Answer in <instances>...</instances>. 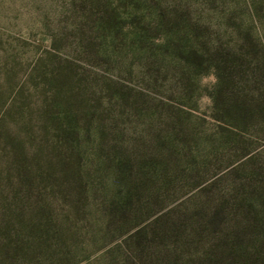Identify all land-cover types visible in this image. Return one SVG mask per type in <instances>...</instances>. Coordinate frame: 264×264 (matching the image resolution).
<instances>
[{
  "label": "rangeland",
  "instance_id": "obj_1",
  "mask_svg": "<svg viewBox=\"0 0 264 264\" xmlns=\"http://www.w3.org/2000/svg\"><path fill=\"white\" fill-rule=\"evenodd\" d=\"M244 28L264 0H0V264H264V121L212 115Z\"/></svg>",
  "mask_w": 264,
  "mask_h": 264
},
{
  "label": "trees",
  "instance_id": "obj_2",
  "mask_svg": "<svg viewBox=\"0 0 264 264\" xmlns=\"http://www.w3.org/2000/svg\"><path fill=\"white\" fill-rule=\"evenodd\" d=\"M241 35V43L224 48L219 44L211 52L217 77L211 92L212 115L225 128L238 131L264 121V33L257 41L248 28Z\"/></svg>",
  "mask_w": 264,
  "mask_h": 264
}]
</instances>
